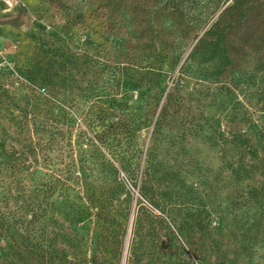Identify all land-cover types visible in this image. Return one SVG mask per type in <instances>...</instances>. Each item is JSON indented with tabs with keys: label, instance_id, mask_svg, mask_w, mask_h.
I'll list each match as a JSON object with an SVG mask.
<instances>
[{
	"label": "rangeland",
	"instance_id": "374dc122",
	"mask_svg": "<svg viewBox=\"0 0 264 264\" xmlns=\"http://www.w3.org/2000/svg\"><path fill=\"white\" fill-rule=\"evenodd\" d=\"M231 2L223 5L207 28ZM115 4L116 0H0V77L11 73V91H19L22 81L32 80L50 59L61 56L59 61L67 64L66 89L47 86L48 94L78 123L89 115L94 102L115 114L102 119L101 124L117 121L122 111L132 122L128 131L111 140L121 151L119 156L102 147L111 163V186L116 189L113 201L98 200L97 172L102 166L95 160L93 148L84 145V163L74 176L81 182L67 191L56 187L47 202L40 199L38 235L42 236L46 227L54 236L59 222L64 223L70 238L85 244L82 255L89 264H123L125 257L126 264H151L156 241L151 233L135 226L146 205L143 194L147 189L149 208L157 214L171 209L184 228L194 224L195 243L188 248L189 257L195 261L204 252L209 259L210 230L219 218L213 207L220 200L222 207L226 205L229 190L226 141L232 130L246 128L242 114L237 111L233 120L231 97L207 89L209 82L201 79L195 62L188 57L191 46L180 63L182 71L177 70L168 89L183 97L191 93L192 102L184 111H165L167 90L163 83L154 123L148 127L143 122L149 108L148 88L143 75L132 70L134 58L142 54L132 33L133 8L119 10ZM96 92L101 101H95ZM212 93L216 95L214 104ZM220 132L223 135L218 137ZM52 158L54 168L63 167L59 151L52 153ZM53 169L31 168L32 184L42 192L51 189L57 181ZM63 206L79 214L73 223L70 215L65 218L62 214ZM202 221L204 228L196 224ZM247 222L251 232L239 243L232 242V250L241 252L240 264H264V228L254 233L253 222ZM99 235L107 236L105 243L101 244ZM70 245L58 247L73 251ZM172 253L179 254L178 250Z\"/></svg>",
	"mask_w": 264,
	"mask_h": 264
},
{
	"label": "trees",
	"instance_id": "16d2710c",
	"mask_svg": "<svg viewBox=\"0 0 264 264\" xmlns=\"http://www.w3.org/2000/svg\"><path fill=\"white\" fill-rule=\"evenodd\" d=\"M227 1L116 0L119 10L133 8L132 33L142 54L134 58L132 70L143 75L148 88L149 108L143 121L148 127L154 123L163 83L167 90L165 111H184L192 102L191 93L183 97L168 89L191 46L187 55L195 62L201 79L209 82L207 89L230 96L234 101L233 120L240 111L246 127L232 130L226 141L230 152L229 190L226 205L222 207L220 200L213 207L219 218L210 230L209 259L204 252L195 261L189 257L188 248L195 243L194 224L184 228L171 215V209L157 214L149 208L145 189L146 205L135 226L151 233L156 241L151 264H240L242 254L237 249L234 252L231 243H239L251 232L247 221L253 222L254 233L264 228V0H231L207 28ZM60 59H50L32 80L20 83L19 91L10 89L14 83L10 72L0 77V264H89L82 255L85 244L70 238L64 223L59 222V232L54 236L46 227L43 235H38L40 199L47 202L56 187L67 191L81 182L74 176L84 163V145L93 148L96 156L92 157L102 166L97 172L98 200L109 203L116 193L111 186V163L102 147L119 156L121 151L111 145V140L131 128L132 122L122 111L117 121L101 124L102 119L115 114L94 102L89 115L78 123L48 94L47 86L66 89L67 64ZM93 97L101 101L97 92ZM211 97L212 104L216 103V95L212 93ZM222 135L220 132L218 137ZM216 142L218 145V139ZM55 151L62 156L63 167L54 168ZM65 159L68 161L63 163ZM40 166L54 168L57 176L51 189L44 192L31 182V168ZM62 214L65 218L70 215L72 223L79 215L64 206ZM196 224L205 227L203 221ZM99 237L101 244L105 243L107 236ZM64 243L71 244L73 251L58 247ZM177 250L176 257L172 252Z\"/></svg>",
	"mask_w": 264,
	"mask_h": 264
},
{
	"label": "water",
	"instance_id": "95a60500",
	"mask_svg": "<svg viewBox=\"0 0 264 264\" xmlns=\"http://www.w3.org/2000/svg\"><path fill=\"white\" fill-rule=\"evenodd\" d=\"M183 63H184V61H183ZM183 63H182V64H183ZM129 237H130V235H129ZM125 262H126V258L124 259V263H123V264H125Z\"/></svg>",
	"mask_w": 264,
	"mask_h": 264
}]
</instances>
